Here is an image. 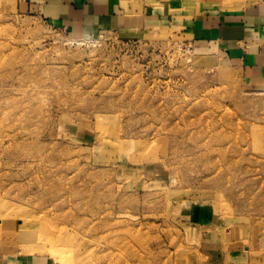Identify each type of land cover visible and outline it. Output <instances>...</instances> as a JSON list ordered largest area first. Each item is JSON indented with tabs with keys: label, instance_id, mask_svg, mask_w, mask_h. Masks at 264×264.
I'll return each instance as SVG.
<instances>
[{
	"label": "rangeland",
	"instance_id": "obj_1",
	"mask_svg": "<svg viewBox=\"0 0 264 264\" xmlns=\"http://www.w3.org/2000/svg\"><path fill=\"white\" fill-rule=\"evenodd\" d=\"M122 1L151 27L0 0V264H264V83L186 27L264 0Z\"/></svg>",
	"mask_w": 264,
	"mask_h": 264
},
{
	"label": "crops",
	"instance_id": "obj_2",
	"mask_svg": "<svg viewBox=\"0 0 264 264\" xmlns=\"http://www.w3.org/2000/svg\"><path fill=\"white\" fill-rule=\"evenodd\" d=\"M25 3L34 14L63 27L73 39L151 27L150 17L129 12L122 0H25ZM186 27L198 47L216 45L249 79L264 83V3L237 12L205 13Z\"/></svg>",
	"mask_w": 264,
	"mask_h": 264
},
{
	"label": "bare ground",
	"instance_id": "obj_3",
	"mask_svg": "<svg viewBox=\"0 0 264 264\" xmlns=\"http://www.w3.org/2000/svg\"><path fill=\"white\" fill-rule=\"evenodd\" d=\"M215 1H218V0H215ZM233 0H224L223 2H225V3H231ZM175 2V1H174ZM161 3V2H160ZM48 37V36H47ZM2 59V58H1ZM223 149V148H222ZM256 160H258V162H263V164H262V166L264 167V154L263 155H260V156H258L257 157V159ZM27 250V249H26ZM127 250H129V249H127ZM29 252V251H28ZM128 252V251H127ZM131 252V251H130ZM27 253V252H26ZM133 253V252H132ZM65 254V253H64ZM68 254H70V252H68ZM73 254H75V253H73ZM130 255H132V254H130ZM67 256V255H66ZM70 257V256H69ZM72 257V256H71ZM74 257H76V256H74ZM138 257V256H137ZM134 258V257H133ZM136 258V257H135ZM66 260L64 261V264H72L73 263V261L69 258V259H67V258H65ZM76 260V259H75ZM143 260V259H142ZM137 261V260H136ZM75 263V262H74Z\"/></svg>",
	"mask_w": 264,
	"mask_h": 264
}]
</instances>
